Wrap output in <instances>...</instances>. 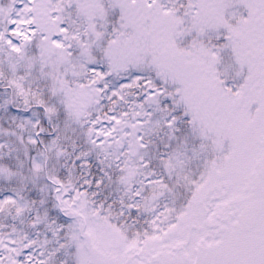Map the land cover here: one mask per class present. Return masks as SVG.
<instances>
[{
  "label": "snow or ice",
  "instance_id": "1",
  "mask_svg": "<svg viewBox=\"0 0 264 264\" xmlns=\"http://www.w3.org/2000/svg\"><path fill=\"white\" fill-rule=\"evenodd\" d=\"M0 264H264V0H0Z\"/></svg>",
  "mask_w": 264,
  "mask_h": 264
}]
</instances>
